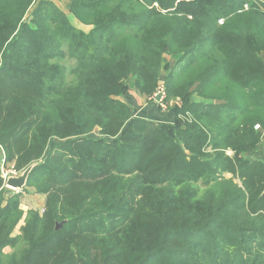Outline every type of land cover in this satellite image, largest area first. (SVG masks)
Instances as JSON below:
<instances>
[{"label": "trees", "instance_id": "1", "mask_svg": "<svg viewBox=\"0 0 264 264\" xmlns=\"http://www.w3.org/2000/svg\"><path fill=\"white\" fill-rule=\"evenodd\" d=\"M67 1L87 32L0 0V147L38 163L21 193L0 176V264H264V0ZM128 80L163 81L174 123L135 117Z\"/></svg>", "mask_w": 264, "mask_h": 264}, {"label": "rangeland", "instance_id": "2", "mask_svg": "<svg viewBox=\"0 0 264 264\" xmlns=\"http://www.w3.org/2000/svg\"><path fill=\"white\" fill-rule=\"evenodd\" d=\"M39 1H42V0H36V3L29 10L28 16L30 15V13L32 12L33 8L35 7V5L37 4V2H39ZM43 1L53 2L59 9H61L67 15L68 20L70 21V23L74 27H76L77 29H80V30H82L84 32H87L90 29V27H86V26H83V25L79 24L75 20V18L69 13V11H68V1L67 0H43ZM165 60H166V62L170 63L171 65L174 64V61L171 58H169V57H166ZM62 64L65 67V76H66L65 78H66V81L67 82L72 81V79H71V77L69 75V70H70V68L72 66V62L67 61L66 64L65 63H62ZM134 89H135V87H134ZM160 89H162L163 94H164V97L160 101V99H161V94H160L159 101H156L155 100V96H156L157 92L160 91ZM165 97H166L165 89H164L163 81H161L159 83V85H158V88H157L154 96L152 98H150V99H145L146 101H151V102H154L155 103V108H153V111L147 113L145 116L139 115L137 113L134 114V116L135 117L142 118V119H145V120L148 121V118L154 119V118H158V116L161 115L163 118H166V119L165 120H161V123H155V122H152V123L153 124H168V125L173 124L174 123V120H175L174 119V116H175V113H176L175 107L177 105V101L176 100H172L169 103H167V102H165ZM155 112L157 113V115H153V114H156ZM169 119H171L172 121L169 122L168 121ZM94 136H96V134H94ZM262 138H263V135H262ZM251 157H253V155H251ZM9 165L13 167V164L12 163H9ZM24 200H25V202H24ZM43 202H44V197L43 196L36 195L32 190H29V191H27L23 195V202H22V204H21L20 207H21V209H22L23 212H26L29 209H41ZM21 225H22V222L19 223V225L17 226L16 230L14 231V236L18 235V230H19V227ZM4 253L5 254H11L12 253V250L10 248H7V249L4 250Z\"/></svg>", "mask_w": 264, "mask_h": 264}, {"label": "crops", "instance_id": "3", "mask_svg": "<svg viewBox=\"0 0 264 264\" xmlns=\"http://www.w3.org/2000/svg\"><path fill=\"white\" fill-rule=\"evenodd\" d=\"M127 86H128V91L124 96H122L120 98V100L122 102L132 106L134 109V114L137 113L139 115L145 116L147 113L152 112L153 108H155V103L151 102V101H146L145 99H143L137 93V91L134 89V85H133L132 80H128ZM153 115H157V113L153 114ZM165 119L166 118H163L160 115V116H158V118H154V119L148 118V121L155 122V123H161V120H165ZM168 121L171 122L172 120L169 119ZM251 155H253V158L264 162V134H263V138L261 139L260 144L253 151V153H251ZM24 202H25V200H24Z\"/></svg>", "mask_w": 264, "mask_h": 264}, {"label": "water", "instance_id": "4", "mask_svg": "<svg viewBox=\"0 0 264 264\" xmlns=\"http://www.w3.org/2000/svg\"><path fill=\"white\" fill-rule=\"evenodd\" d=\"M160 94H157L155 96V100L159 101ZM38 163H33L30 166H28L26 169L21 171L20 174L16 176H9L5 181V187L9 190L16 191L17 193H21L27 185L28 177L30 175V172L32 169L37 165ZM62 224H59L56 226V229H59Z\"/></svg>", "mask_w": 264, "mask_h": 264}, {"label": "built area", "instance_id": "5", "mask_svg": "<svg viewBox=\"0 0 264 264\" xmlns=\"http://www.w3.org/2000/svg\"><path fill=\"white\" fill-rule=\"evenodd\" d=\"M244 9H246V5L244 6ZM157 94H161V99H160V101H161L163 99V97H164V94H163L162 89H160V91H158ZM258 129H259V126H256L255 127V130H258ZM20 173L21 172L15 171L13 169V167L10 166L8 162H6L5 153L2 150V148L0 147V176H1L2 180H3V187H5V185H4L5 184V181H6V179L9 176H16V175H18ZM6 189H8V188H6ZM10 191H12V190H10ZM12 192L13 193H17L16 191H12ZM40 212L42 213L43 210H40Z\"/></svg>", "mask_w": 264, "mask_h": 264}]
</instances>
